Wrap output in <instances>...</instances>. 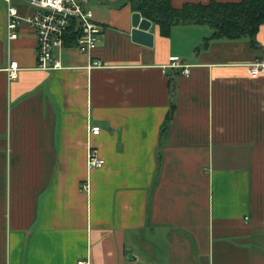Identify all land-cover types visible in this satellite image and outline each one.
<instances>
[{
	"label": "crops",
	"instance_id": "0c3cea01",
	"mask_svg": "<svg viewBox=\"0 0 264 264\" xmlns=\"http://www.w3.org/2000/svg\"><path fill=\"white\" fill-rule=\"evenodd\" d=\"M211 1L242 0L172 4ZM92 9L95 51L71 42L46 72L26 23L8 46L0 0V264H264V25L205 47L208 25Z\"/></svg>",
	"mask_w": 264,
	"mask_h": 264
},
{
	"label": "built area",
	"instance_id": "2783aa9c",
	"mask_svg": "<svg viewBox=\"0 0 264 264\" xmlns=\"http://www.w3.org/2000/svg\"><path fill=\"white\" fill-rule=\"evenodd\" d=\"M6 4V31L7 42L10 46L20 38L24 23L34 31L37 38V69L40 71H55L61 68L60 54L75 35V45L80 53L92 55L97 48L99 36L103 27L94 20L93 5L102 0H1ZM28 9L26 14L21 13V6ZM174 67H180L178 63ZM103 63L95 61L89 67L101 68ZM184 67V66H181ZM20 68L18 63L11 62L7 72L11 81L17 80ZM249 74L252 77L264 75V61L249 65ZM188 72V71H185ZM91 136L101 133L99 127H90ZM89 171L100 169L105 160L99 152L89 147Z\"/></svg>",
	"mask_w": 264,
	"mask_h": 264
},
{
	"label": "trees",
	"instance_id": "16d2710c",
	"mask_svg": "<svg viewBox=\"0 0 264 264\" xmlns=\"http://www.w3.org/2000/svg\"><path fill=\"white\" fill-rule=\"evenodd\" d=\"M133 11L157 24L164 36L176 25H208L212 34L204 46L215 40L255 39L264 25V0H242L238 3H186L173 7L172 0H129ZM75 35L68 42H74Z\"/></svg>",
	"mask_w": 264,
	"mask_h": 264
},
{
	"label": "water",
	"instance_id": "95a60500",
	"mask_svg": "<svg viewBox=\"0 0 264 264\" xmlns=\"http://www.w3.org/2000/svg\"><path fill=\"white\" fill-rule=\"evenodd\" d=\"M133 21H134V28L146 29L147 26H151V22L148 21L147 19H142L140 13L134 14Z\"/></svg>",
	"mask_w": 264,
	"mask_h": 264
}]
</instances>
